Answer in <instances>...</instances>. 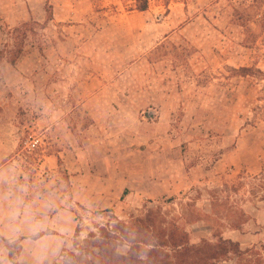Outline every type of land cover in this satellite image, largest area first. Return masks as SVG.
Here are the masks:
<instances>
[{
  "label": "rangeland",
  "instance_id": "1",
  "mask_svg": "<svg viewBox=\"0 0 264 264\" xmlns=\"http://www.w3.org/2000/svg\"><path fill=\"white\" fill-rule=\"evenodd\" d=\"M142 2L3 1L0 61L23 51L0 95V264H50L144 204L194 244L264 245V193L250 185L264 166V0ZM47 4L53 20L24 37ZM235 9L259 31L246 47ZM223 183L241 184L219 195L247 216L240 231L210 214Z\"/></svg>",
  "mask_w": 264,
  "mask_h": 264
},
{
  "label": "trees",
  "instance_id": "2",
  "mask_svg": "<svg viewBox=\"0 0 264 264\" xmlns=\"http://www.w3.org/2000/svg\"><path fill=\"white\" fill-rule=\"evenodd\" d=\"M147 5V0H143L138 9L145 11ZM51 9V6L47 4L45 10L47 17L44 24L22 23L18 27L23 30L24 37L27 32L33 31L34 28L31 27L33 24L41 29L53 20ZM241 9L246 10L245 6ZM235 13V23L244 31L243 46L246 47L252 35L259 31L251 30L249 18L241 11L235 9ZM255 24L257 29H260V24L256 22ZM22 51V47H19L8 60L12 66L15 65ZM1 58L0 51V60ZM243 70L247 74L251 72L249 68H243ZM240 185L223 183L220 189L211 192L213 195L209 201L210 214L219 219L223 218L228 228L236 231L241 230L247 216L242 210L226 207L225 201L221 200L219 195L222 192H235L237 190L235 186ZM250 185L252 188H258L252 190V195L259 191L264 193V166L262 172L258 177L253 178V183ZM126 191L124 190L123 195H126ZM259 199L264 201V194L260 195ZM174 200L175 198H171L167 202ZM181 207V218L185 219L186 211L192 208L193 204L185 203L181 204ZM220 210L223 212L220 213ZM103 212L112 213V210L107 209ZM110 218L113 224H104L96 233H90L81 241L77 240L78 236H75L72 248L63 250L50 264H221L223 262L263 264V244H253L250 248L242 250L238 242L225 239L219 233L212 235L216 237L214 241L202 238L199 243L194 244L178 218H168L167 214L161 211L160 206L153 208L144 204L139 214H131L128 221L121 222L115 216ZM75 231L78 232V229Z\"/></svg>",
  "mask_w": 264,
  "mask_h": 264
},
{
  "label": "crops",
  "instance_id": "3",
  "mask_svg": "<svg viewBox=\"0 0 264 264\" xmlns=\"http://www.w3.org/2000/svg\"><path fill=\"white\" fill-rule=\"evenodd\" d=\"M3 1L4 0H0V17H4L6 22L8 20V5L7 6H3ZM19 3V2H18ZM18 10L22 11L24 9V7L19 8V5L17 4ZM8 23V22H7ZM1 35V33H0ZM18 71V67L17 65L12 66L7 60H2L0 61V95H2V93H5L4 91H6L7 89H9L10 84V79L14 80V76L11 75L12 72H17ZM19 75V74H18ZM19 79V78H18ZM18 82V80H17ZM15 81L12 82V85H15ZM117 170V178L120 181H124L125 183H128L129 178L132 177V175L128 172V169L123 166L120 167L117 163L114 164V171ZM121 192L117 193V197H120ZM54 230H56V228H53ZM40 236H54L52 233L49 234H43ZM239 243V242H238Z\"/></svg>",
  "mask_w": 264,
  "mask_h": 264
},
{
  "label": "built area",
  "instance_id": "4",
  "mask_svg": "<svg viewBox=\"0 0 264 264\" xmlns=\"http://www.w3.org/2000/svg\"><path fill=\"white\" fill-rule=\"evenodd\" d=\"M34 146V145H33Z\"/></svg>",
  "mask_w": 264,
  "mask_h": 264
}]
</instances>
